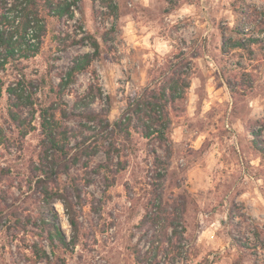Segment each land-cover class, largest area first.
<instances>
[{"label": "rangeland", "instance_id": "obj_1", "mask_svg": "<svg viewBox=\"0 0 264 264\" xmlns=\"http://www.w3.org/2000/svg\"><path fill=\"white\" fill-rule=\"evenodd\" d=\"M76 3L71 15L54 17L44 11L46 32L38 53L22 61L24 76L8 65L2 73L6 84L13 82L22 89L18 92L22 95L20 116L15 123L8 114L6 91L0 99V166L7 169L5 176L0 174V189L10 196L27 190L31 161H38L43 139L40 108L53 105V129L58 133L82 131L70 137L69 146L82 136L88 143L95 135L101 136L100 127L64 114L72 111L76 97L94 87L101 96L92 107L98 111L109 104L107 118L113 122L126 100L158 81V73L175 61L176 54L197 56L193 58L185 111L172 118L173 153L167 172L152 164L154 155L163 154L158 141L132 130L131 143L121 148L119 158L108 162L103 152L97 151L82 157L88 162L85 166L77 162L68 175L59 176V184L65 185L75 203L79 230L76 243L67 249L55 248V254L49 242L42 241L51 264H136L134 246L141 251L147 248L138 223L159 183L165 187L164 198L181 195L186 199L187 231L178 264H264V158L252 146V131L259 130L264 139V41L254 43L251 54L226 53L221 50L220 35L223 30L225 39L231 37L229 30L237 23L236 8L242 4L264 7V0ZM242 25L245 30L252 28L250 19ZM89 35L100 41L99 56L73 83L59 87L60 75L74 57L92 52ZM33 86L37 88L35 109L26 98ZM25 130L29 132L23 134ZM59 142H63L60 133ZM102 163L108 167L103 168ZM72 178L80 190L82 207L69 185ZM53 206L69 241L72 230L65 208L57 200ZM22 208L28 209H21L24 214H35L38 204L27 199ZM235 238L253 239L259 248H240ZM33 241L27 236L25 243ZM24 247L20 240L10 244L1 233L0 264H46L35 262Z\"/></svg>", "mask_w": 264, "mask_h": 264}, {"label": "trees", "instance_id": "obj_2", "mask_svg": "<svg viewBox=\"0 0 264 264\" xmlns=\"http://www.w3.org/2000/svg\"><path fill=\"white\" fill-rule=\"evenodd\" d=\"M76 2L77 0H0V99L3 90L6 91L10 103L8 114L14 123L20 116L19 101L22 95L19 93L22 89L18 88L17 84L13 85V82L6 84L2 76L3 71L8 65L15 69L18 76H24L22 61L38 53L41 38L46 32V14L54 17L71 15L73 8H76ZM242 5L235 9L237 23L229 30L231 37L225 39V31L220 32L223 52L251 54L252 45L264 41V7L255 4ZM80 13L83 16V11ZM246 19L251 20V29L243 28L242 24ZM252 35L262 36L252 37ZM89 38L92 52L74 57L68 69L60 75L59 87L73 83L77 74L87 71L92 60L99 56L100 41L93 35H89ZM196 56L182 52L176 54L175 61L170 62L158 73V81L147 85L138 95L126 100L125 108L113 122L107 118L109 104L98 111L92 107V103L101 96V92L93 91L94 87L76 97L72 111L64 114L66 118L79 117L85 122H93L100 127L101 136L95 135L88 143L86 136H82L80 140L75 139L74 146H69L70 137L82 134V131L76 133L72 129L71 135L68 133L69 130L59 132L63 141L60 143L58 129H53L56 126L53 105L40 108L39 125L43 139L38 152V161L36 164L31 161L28 175L30 180L26 191L10 196L7 190L0 189V234L4 233L10 244L18 240L22 241L24 248L32 253L35 262L51 264L49 252L42 241L47 240L51 253L55 254V248L67 249L70 245H74L79 230L75 203L70 201L65 185L61 187L59 184V176L68 175L73 164L81 162L83 156H93L97 151H102L108 162L114 157L119 158L122 153L121 148L131 143L132 130L137 131L143 138L158 141V147L163 154L159 156L155 153L152 164L156 169L161 167L167 172L173 153L170 139L172 118L185 111L187 89L194 73L193 58ZM33 87L34 90H28L26 98L29 106L35 109L37 88ZM50 90H53V87ZM27 132L29 131L25 130L23 134ZM252 133L253 149L264 158V139L260 137L259 130ZM87 163V160L82 161L84 166ZM100 166L105 168L108 164L102 163ZM6 170L5 167L0 166L1 176L6 175ZM69 185L77 198V204L82 207L80 190L74 178L70 180ZM155 185L159 186L153 189L155 195L149 198L145 212L138 223L142 234L146 236L147 248L141 251L134 246V261L136 264H160L162 258L163 264H178L180 244L185 239L187 231L184 216L186 199L181 195L164 198L163 184ZM11 186L12 182L7 185V189ZM27 199L38 204L35 214L30 211L25 214L20 212L28 210L22 208V204ZM56 200L63 204L72 230L69 241L61 230L59 216L53 206ZM257 235L260 233L256 232ZM27 236L33 237L35 241L30 244L25 243ZM234 240L240 248H259V244L253 239H250L252 240L250 242L244 241L245 238Z\"/></svg>", "mask_w": 264, "mask_h": 264}]
</instances>
